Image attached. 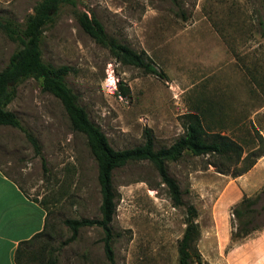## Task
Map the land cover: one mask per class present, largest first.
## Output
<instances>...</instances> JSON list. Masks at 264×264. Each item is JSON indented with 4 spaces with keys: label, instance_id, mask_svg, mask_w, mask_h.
<instances>
[{
    "label": "rangeland",
    "instance_id": "rangeland-1",
    "mask_svg": "<svg viewBox=\"0 0 264 264\" xmlns=\"http://www.w3.org/2000/svg\"><path fill=\"white\" fill-rule=\"evenodd\" d=\"M39 1L0 0V17L23 24ZM79 12L146 51L164 76L118 60L84 31ZM18 47L0 32V70ZM41 50L45 62L73 68L68 85L115 149L141 144L147 128L156 147L171 145L184 133V115L209 99L227 120V133L245 136L255 126L264 137V0H78L45 27ZM7 109L40 145L38 153L23 130L0 126V169L49 211L37 243L42 259L34 264H111L100 227H81L64 243L71 236L64 219L100 217L98 166L87 137L72 128L39 78L20 81ZM213 162L186 152L168 163L184 204L198 210L201 264H264V228L242 239L233 235L234 207L264 187V154L238 176ZM113 187V264H179L186 208L174 205L154 165L140 160L116 168Z\"/></svg>",
    "mask_w": 264,
    "mask_h": 264
},
{
    "label": "trees",
    "instance_id": "trees-1",
    "mask_svg": "<svg viewBox=\"0 0 264 264\" xmlns=\"http://www.w3.org/2000/svg\"><path fill=\"white\" fill-rule=\"evenodd\" d=\"M77 1L40 0L34 12L23 24L11 18L0 17V32L6 33L12 40L19 42V47L11 55L8 64L0 70V126L8 125L23 130L36 151L40 153L37 139L23 127L18 116L7 109V105L16 95L17 84L29 77L41 79L43 90L52 93L61 101L72 128L87 137L89 148L97 161L101 195L99 218L64 219V223L71 230V236L64 243L75 240L81 227H100L104 232L102 237L104 252L109 262L113 264L112 221L117 208L113 171L116 168L133 161H150L167 185L174 205L182 206L185 205L182 200V191L177 180L169 174V162L177 161L186 152L196 156L209 155L214 158L213 164L217 166L219 172L238 176L249 171L264 154V137L255 126H253L254 130L249 131V134L245 136L235 134L236 136L233 137L227 133L225 131L228 125L227 120L216 109L214 101L209 99L204 104L199 101L194 109L184 115V133L171 145L156 147L154 135L147 128L141 144L131 148L115 149L101 127L91 120L85 107L79 103L76 93L68 85L66 76L73 68L69 65L56 66L47 63L42 57L41 43L45 27L55 20L64 4L75 6ZM77 17L84 31L99 44L107 47L122 63L140 68L146 74L164 76L146 51H137L110 36L99 19L90 17L86 12H79ZM232 134H234L233 131ZM240 162L243 165L238 167L237 164ZM4 174L10 177L7 173L4 172ZM18 185L26 194L19 183ZM31 200L46 210L45 226L42 231L18 244L15 251L16 264H34L38 259H42L37 243L45 234L49 211L45 204L36 198ZM185 208L186 227L178 243V262L179 264H201L202 257L197 248V240L200 237L199 224L196 221L198 210L194 204H187ZM233 215L236 223L233 235L236 239L245 238L263 229L264 187L255 197H243L234 207Z\"/></svg>",
    "mask_w": 264,
    "mask_h": 264
},
{
    "label": "crops",
    "instance_id": "crops-1",
    "mask_svg": "<svg viewBox=\"0 0 264 264\" xmlns=\"http://www.w3.org/2000/svg\"><path fill=\"white\" fill-rule=\"evenodd\" d=\"M46 214L0 169V264H16L18 244L44 229Z\"/></svg>",
    "mask_w": 264,
    "mask_h": 264
}]
</instances>
